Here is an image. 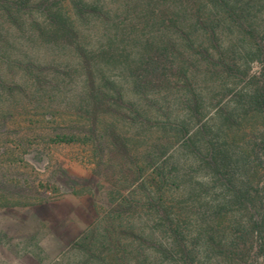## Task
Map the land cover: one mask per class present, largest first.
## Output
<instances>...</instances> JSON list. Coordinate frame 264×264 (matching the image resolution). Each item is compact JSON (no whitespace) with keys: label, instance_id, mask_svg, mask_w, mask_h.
I'll use <instances>...</instances> for the list:
<instances>
[{"label":"trees","instance_id":"obj_1","mask_svg":"<svg viewBox=\"0 0 264 264\" xmlns=\"http://www.w3.org/2000/svg\"><path fill=\"white\" fill-rule=\"evenodd\" d=\"M254 61L264 63V0H0V120L21 101L53 120L55 96L77 89L60 100L78 118L67 143L90 147L98 166L111 152L122 186L142 192L148 229L170 239L139 243L175 263L193 264L196 240L215 249L231 208L250 213L261 198L247 188L264 161V132L244 129L257 119L264 130V65L248 75ZM124 124L143 129L142 155Z\"/></svg>","mask_w":264,"mask_h":264},{"label":"rangeland","instance_id":"obj_2","mask_svg":"<svg viewBox=\"0 0 264 264\" xmlns=\"http://www.w3.org/2000/svg\"><path fill=\"white\" fill-rule=\"evenodd\" d=\"M263 65L252 62L248 75H257ZM17 80L23 83L25 79ZM78 93L75 89L55 96L50 103L53 120L34 115L36 106L26 101L11 108V118L0 120V264H182L139 243L145 233L160 242L170 239L159 229H148L140 205L142 192L133 189L137 183L122 186L119 179L123 174L115 173L109 163L111 152L104 151L105 163L98 166L90 147L67 143L68 139L78 140L77 135L65 134L78 118L60 100L72 101ZM124 95L141 101L146 109L131 89ZM7 109L6 103H0V112ZM102 113L106 122L113 119L108 112ZM244 129L249 136L264 132L257 119ZM120 131L134 137L132 155H142L143 129L124 124ZM260 155L263 160L264 150ZM115 163L126 170L120 160ZM263 163L254 167L257 176L247 187L261 198L247 204L250 213L242 204L231 208L224 223L228 226L215 249L207 248L208 238L196 240L193 264H264ZM130 202L136 204L130 206ZM249 226L253 229L250 234Z\"/></svg>","mask_w":264,"mask_h":264}]
</instances>
